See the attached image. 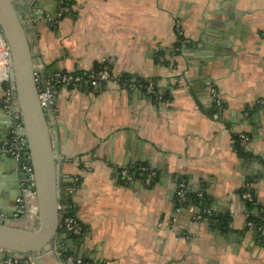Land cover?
<instances>
[{
	"label": "crops",
	"instance_id": "crops-1",
	"mask_svg": "<svg viewBox=\"0 0 264 264\" xmlns=\"http://www.w3.org/2000/svg\"><path fill=\"white\" fill-rule=\"evenodd\" d=\"M32 3L20 0L18 11L48 86L58 72L104 61L115 78L104 90L55 91L61 206L85 227L81 237L60 234L63 253L100 264H264V231L249 227L264 214V0H77L62 18L58 0H40L37 20ZM177 29L188 44L174 57ZM124 76L155 82L169 98L124 89ZM213 89L223 102L217 120ZM4 93L0 82V152L11 124ZM240 134L250 139L247 158ZM141 166L157 172L152 186L120 179ZM5 177L0 170V184ZM182 182L205 195V220L179 206ZM247 184L254 207L243 199Z\"/></svg>",
	"mask_w": 264,
	"mask_h": 264
},
{
	"label": "water",
	"instance_id": "water-1",
	"mask_svg": "<svg viewBox=\"0 0 264 264\" xmlns=\"http://www.w3.org/2000/svg\"><path fill=\"white\" fill-rule=\"evenodd\" d=\"M20 0H0V32L11 52L12 83L15 95L14 107L9 114L10 127L5 132L3 145L10 141L14 130L16 136L26 138L35 176V187L31 188L29 174L24 161L14 159L8 152H0V170L5 174L0 184V252L2 260L14 254L34 257L35 263L66 264L68 254L62 251L60 237L61 217L67 208H60L64 196L62 180L61 143L58 125L51 127L50 113L56 109L53 100L41 106L40 90L50 89L46 69L41 67L31 52L27 35V22L18 11ZM34 1L33 16L38 9ZM59 5V3H58ZM40 66V68H39ZM54 75L51 76L53 80ZM20 115V123L15 120ZM55 115L54 117H56ZM21 124V126H19ZM67 133L66 128H63ZM22 199L24 208L18 205ZM22 210L24 213L16 217ZM30 220L33 221L30 226Z\"/></svg>",
	"mask_w": 264,
	"mask_h": 264
},
{
	"label": "built area",
	"instance_id": "built-area-1",
	"mask_svg": "<svg viewBox=\"0 0 264 264\" xmlns=\"http://www.w3.org/2000/svg\"><path fill=\"white\" fill-rule=\"evenodd\" d=\"M77 0H59L58 5V17L62 18L66 15L71 14L74 3ZM178 37H181L179 40L180 46L178 48V51H181L184 49L188 41L185 40L182 36V33L179 29H177ZM10 59H11V52L10 49L0 32V71H1V78L0 82L7 85V88L5 90L4 96L1 100V103L4 107V109L11 114L12 109L14 107V90H13V83H12V68L10 66ZM107 63V64H106ZM103 66L102 69L95 71L90 70L88 72L80 73H66V72H58L54 74L53 80L50 82V89L46 90H40L39 92V98L41 102V106L45 107L49 102L53 100V92L56 90L66 88V89H83L87 91H99L104 86L107 87V84L110 82H114L115 78L112 73V70L109 66L110 62L104 61L101 63ZM135 79H133L130 83V90L135 89L134 85ZM155 83L150 82L147 90L148 94H154L155 93ZM211 97L213 100V115L212 117L214 119H219L220 114L223 109V102L221 98L219 97L216 90H211ZM163 96H158L156 100H163ZM20 115L15 116V120L19 121L20 123ZM21 126V124L19 125ZM239 145L244 150L247 151V147L249 144V137L245 134H240L238 136ZM4 148L8 150L9 154L16 160H23L24 161V169L29 174V181L31 188L35 187V176L33 172L31 157L27 153L24 154L25 151L28 149V144L26 138L16 136L15 132H13L10 141L5 144ZM119 177L120 179L125 183H132L136 180L142 181L146 186H152L156 177L157 172L154 170L148 168V167H129V168H123L119 171ZM69 194L71 195L73 189L70 187L68 188ZM189 190L185 182H182L179 184L177 192H176V198L179 206L183 207L184 204L188 203L187 209L189 212L193 215L194 219L196 221H202L205 220V217L200 212V208L191 203L189 200ZM199 198H203V193H199L197 195ZM243 199L247 202L251 203L254 201L253 195H252V187L250 184H247L244 187V193H243ZM65 202V201H64ZM17 203L19 206L24 208V203L22 199H18ZM60 208H62L60 203ZM68 212V211H67ZM64 214L61 217L60 221V234L65 233L72 237H81L85 233L84 225L75 217ZM24 212L22 210H19V213L17 216L22 215ZM1 217V215H0ZM261 225L264 226V216L261 219ZM249 227L252 229H257V226L250 222ZM59 240V237L54 239V244L57 243ZM1 254V252H0ZM0 264H36L34 257L32 256H26V255H18L14 254L11 258L4 259L0 262ZM66 264H100L97 262H90L85 261L80 258H76L74 256H69V258L66 261Z\"/></svg>",
	"mask_w": 264,
	"mask_h": 264
},
{
	"label": "trees",
	"instance_id": "trees-1",
	"mask_svg": "<svg viewBox=\"0 0 264 264\" xmlns=\"http://www.w3.org/2000/svg\"><path fill=\"white\" fill-rule=\"evenodd\" d=\"M59 1V0H58ZM181 39V37H178V42L176 43L175 47H174V57H178L180 55V52L177 51L179 46H180V43H179V40ZM170 62V61H169ZM167 61H165V63H169ZM107 64V63H106ZM104 65H102L101 63L97 64L93 70L95 71H98L100 69L103 68ZM111 70H112V65L109 64ZM80 74H82L83 72H79ZM135 79V82H134V85H135V89L134 90H141L143 93L146 94V96H148V98H150L151 100L153 101H156L157 97L160 96L162 94V96L164 97V100L165 99H168L169 97L167 96V94H163L160 92V90L157 88V86H155V93L154 94H148V86L150 84V81H143L141 80L140 78H136V77H131V76H124L122 79L119 80L121 86L124 88V89H127V90H130V83L131 81ZM155 83V82H154ZM156 85V84H155ZM5 86V90L7 88V85L4 84ZM105 87L103 86L101 90H104ZM235 139V145H236V149L239 153V155L242 157V158H247L249 157V155L240 147L239 145V140L237 137H234ZM66 187L68 188H72V183H67L65 184ZM198 194L196 193H189L188 197H189V200L191 201V203L197 205L200 209L203 208L204 206V202H205V195H203V198H199L197 196ZM187 206H188V203L184 204L182 208H186L187 209ZM250 206L254 207L255 206V201L251 202L250 203ZM67 215H70V216H75L72 212L68 211L67 212ZM264 216V214H259L257 216H252L250 218V221L252 223H254L256 226H257V231L258 232H263L264 231V226L261 225V219L262 217ZM208 217V216H207ZM220 222V228H226L227 227V220H225V218H221L219 220ZM84 227V226H83ZM85 229V227H84ZM262 241H263V244H264V238H262Z\"/></svg>",
	"mask_w": 264,
	"mask_h": 264
},
{
	"label": "flooded vegetation",
	"instance_id": "flooded-vegetation-1",
	"mask_svg": "<svg viewBox=\"0 0 264 264\" xmlns=\"http://www.w3.org/2000/svg\"><path fill=\"white\" fill-rule=\"evenodd\" d=\"M14 132V131H13ZM13 132H12V134H13Z\"/></svg>",
	"mask_w": 264,
	"mask_h": 264
}]
</instances>
